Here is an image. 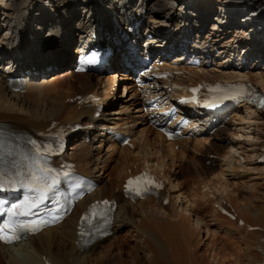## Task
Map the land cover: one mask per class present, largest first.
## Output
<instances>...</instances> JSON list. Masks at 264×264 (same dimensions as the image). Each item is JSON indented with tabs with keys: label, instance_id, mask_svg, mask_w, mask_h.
Wrapping results in <instances>:
<instances>
[{
	"label": "bare ground",
	"instance_id": "1",
	"mask_svg": "<svg viewBox=\"0 0 264 264\" xmlns=\"http://www.w3.org/2000/svg\"><path fill=\"white\" fill-rule=\"evenodd\" d=\"M21 1L22 0H13L10 7L2 10L5 1L0 0V14L5 24V35L0 36V125L3 124L14 130L18 129L32 132L37 129L46 128L47 124L52 120L65 124H74L80 118L87 117L90 111H87L84 107L80 108L81 105L78 107V105L70 103L69 100L73 99L76 94H84L92 91L102 94L104 95L105 101L112 102L111 105L108 106V109H105V119L103 120L106 121L111 119L118 122L123 121L116 125L128 126L125 132L130 135L134 149L127 150L130 154L133 152L132 156L140 162V167L142 166L160 175L168 187L163 191L164 193H162L164 196L157 198V200L154 198H147L136 204L125 201L121 198L119 190L122 189L121 183L127 175L126 169L124 168L125 170H122L125 174L120 180H115V176L109 171V164L112 161L118 160L116 156L117 151H123L125 146L118 148L115 143H111L104 151L103 141L97 146H93L92 143H84L80 140L76 142L73 141L72 145L69 147L68 155L76 161L79 170L91 175L97 174V177L100 179L99 188L91 194L87 200L80 201L72 214L68 216L62 224L43 230L37 233L35 237H28L27 241L20 243V245H0V264H36L44 255L48 256L54 264H102L99 262L94 263L98 257V253H96L98 250L97 248L101 247L105 241L113 239L110 241L111 244L114 240H118L119 237L122 236L123 230L127 227L131 228L129 231L133 232L134 240L140 242L145 241L149 245L146 247L147 250L150 253H156L158 258L164 259V264H193L197 257L193 254L195 251H191L193 246H191L190 241L193 240V242L197 243V238L194 241L190 234H185L187 232L184 230V226L177 221V218L180 216H178L179 213L176 211L177 206L182 203L187 204L185 206L187 210L190 201L186 200L187 198L184 197L181 187L178 185L180 187L178 188L176 185V176L180 171L174 169L173 171L169 170L170 172L165 174V169H168L165 167L166 163L174 164L175 161H177L180 164L178 167H181V169L185 171H190L192 175H198V178L199 175H204L202 184L204 183L208 189L212 191H215V187L211 182L212 178L216 180L219 178L220 180L226 181L225 173H232L237 176V173L249 172L257 174V176H254L255 178H252L255 180L258 179V175L261 176L260 172L263 171L256 165V159L259 157L264 145V111L259 112L250 107L243 109L239 107L235 108L230 114V120L223 121L216 129V132L211 136L201 135V137L197 136L194 140L186 139V141L181 143L166 142L161 138H157L160 137L159 134L156 132L157 137L156 135H152L146 124V116L141 113L139 107L140 100L137 98V94L130 82L132 79L130 76L116 72L115 66L108 70V75V72L102 74L107 76H100L95 79H93L89 73H74L70 69L75 55H78L80 46L72 41L74 38L72 33L80 30L87 23H95L96 19L97 21L102 20L100 15L103 14V11L100 7L94 6L92 0H50V3H48L49 0H46V3L52 5L54 9V13L49 15L48 20L54 24L53 27L55 32L52 31L54 36L51 39L40 40L39 36L38 39H35L37 35L33 34V31L30 33L19 30V28L23 29L28 26H33V23L30 25V21H35V17H31L27 15V13L29 8L33 6V4H36L38 0H26L24 5L15 8L13 4ZM103 1L106 3V6L118 11L117 6L120 4L121 0ZM148 1L147 5H150L152 2H154L153 4H159L157 0ZM172 1L175 2V0ZM219 1L224 5L229 4L237 6L239 4V0H216L215 2ZM256 1L257 0H251V2L245 1L238 7L243 8L244 6L252 4L254 8H251L250 12L260 10V13L263 15L264 2L256 3ZM255 8L256 10H254ZM169 11L166 13V17ZM92 14H97V16H95L96 19L92 18ZM174 14L175 16H173L172 20H176L177 18V13L175 12ZM41 15L42 18L40 19H43V17L46 16L45 11ZM257 17L258 16L254 14V18ZM104 22L105 21H103V23ZM100 23H102V21L97 23L98 26ZM50 33L51 31H47L44 36H48ZM29 34L33 36L32 39ZM94 37L96 38V36ZM16 38L17 42H20L19 51L21 52L19 54L13 53L12 48L7 49V52L8 54L17 56L15 62L20 68L29 69L35 66L37 70L41 68L40 71L46 74V71H43L45 66L48 67V65H51L56 67V69L51 72L53 75L48 76L49 73L47 77L43 75L42 77L45 78L42 80L36 79L32 81L25 92H13L7 85V80L4 76V71L6 72V70L9 69L5 61L9 60L11 57L2 54L5 53L3 48H8V45L13 44ZM213 41H219V46L223 47L225 46V42L228 43L233 40H231V38H216L213 39ZM112 45H114V43H112ZM205 49L209 50L210 48L205 47ZM116 60L117 58H113L112 62ZM222 63L223 62L217 65L218 68L214 67V70H199L197 73L205 72L210 74L215 72L216 76L229 80L228 82L231 80H251L264 90V76L260 73L261 69L254 68L253 66V68L245 71V73H241L230 67L220 68ZM122 81H124L121 86L122 91L125 92L128 88V94L130 95L125 96L123 93L121 95L117 94L119 83ZM187 85L189 84L187 83L185 86ZM99 86L102 88L100 91ZM174 86L176 88L180 87L179 84H174ZM218 101L217 98L214 99V102ZM88 135H90L89 132L84 131L81 139L86 138ZM152 137H156L158 139L157 141H159L158 144L164 145L166 148L165 153H163L159 147L157 148V153L162 155L159 161L157 158H154V156H150L147 152V148L149 147L148 143L151 141ZM176 146H178V151L176 152H179L183 162H180L175 156ZM196 146H198V148H196ZM188 152H191V155L188 154ZM202 159L205 163L201 164L199 160ZM241 161L242 163H240ZM246 166L253 168L246 169ZM217 168L221 169L218 174L214 171ZM238 176V178H241L240 174ZM225 186H229V184L226 183ZM98 197H115L119 202L114 215L113 234L111 237L105 238L87 250L80 252L76 250L75 247L77 217L80 210L85 207L87 201ZM164 197L168 200L167 204H164L162 201ZM152 202L155 206L160 208V211L167 216L168 220L161 221H166L163 224L159 222L158 224L151 223L153 220L152 217L149 213H146L147 211L145 212L142 210L143 216L141 217H143L145 222L146 220H151L149 222L152 227L148 224L144 225V223L136 219L134 224V220L132 219L134 217H132V215L135 210L138 208L141 209L145 204H151ZM134 215L136 214L134 213ZM254 216L256 222L253 225L244 223V226H237L241 229H245L246 233L254 232L259 236L253 239L254 241L251 245L248 243L244 245V247L249 250L251 248L255 251L257 250L256 252L261 253V256L264 257V240H260L264 238L262 236L264 234V216L262 214H255ZM236 217H238V214ZM228 223L230 224L229 226H232L236 224V221L234 224L231 221H228ZM247 226H257L260 230H250L248 232L246 229ZM205 232L206 237L204 240L212 237V232L209 229L206 228ZM186 235L191 237L188 241ZM152 256L151 259L156 258ZM109 264H111V262H109Z\"/></svg>",
	"mask_w": 264,
	"mask_h": 264
},
{
	"label": "rangeland",
	"instance_id": "2",
	"mask_svg": "<svg viewBox=\"0 0 264 264\" xmlns=\"http://www.w3.org/2000/svg\"><path fill=\"white\" fill-rule=\"evenodd\" d=\"M50 2L51 1L49 0L48 3ZM258 2H264V0H257L256 3ZM254 10H256V8ZM254 13H256L257 15L258 13H260V10ZM260 16L264 17V14L262 15L260 13ZM2 23L4 24V22ZM1 30L3 33L0 32V36L5 35V25L3 26V28L2 26L0 27V31ZM108 74L109 72L107 73V75ZM50 75H53V73H50L49 76ZM91 76L93 79L97 78V76ZM101 89L102 88L99 86V91ZM117 91H119V88ZM118 93H120V91L117 92V94ZM152 135L155 136L153 133ZM156 137L151 138V141L148 143L149 147L147 148V152L149 153V155L154 157L156 154H158L156 151L158 147L161 149V151H163V153L166 152V148L164 147V145L158 144V137ZM132 153L130 154L128 150H124L122 152L120 151L118 155L120 157L119 162L113 161L111 163L109 171H111L112 175L115 176V180H120L122 178V170H127L128 168L132 169V165L135 168L134 170L132 169V171L139 170L140 162L133 161L130 163L131 159H135V157L132 156ZM175 154L177 159L180 162H183L181 155L176 151ZM199 161L201 164L205 163L203 159ZM240 163H242V161ZM179 165L180 164L177 161H175L174 164L166 163L165 167H167L168 169H165L164 172H166L165 174H168L170 172L169 170L173 171L174 169H178L180 171L176 176V185H179L181 187L184 197L187 198L186 200L190 201L189 206H187V210L185 209V206L187 204L182 203L177 206L176 211L177 213H179L178 216H180L179 218H177V221L184 226V230H186L187 232L185 234H190L193 237L194 241L197 238V243L193 242L192 239V241H190L191 246H193V249L191 251H195L193 252V254L194 256L196 255L195 257H197L195 258V260H198L197 262L193 260V264H263L264 257L261 256V253L256 252L257 250L255 251L252 248L251 249L254 251L244 247V245H247L248 243L251 245V243H253L254 241L253 239L259 236H257V234L254 232L246 233L245 229L239 228L237 224L229 226L230 224L228 223V220L224 219L221 214H218L214 211L213 201L215 199L216 201H218L220 200V198L225 199L226 201H223L236 215L238 214V217H236L235 221H237V219H240L242 220L243 224L247 223V225H253L256 222V218L254 216L255 214H262L264 216V213H262L264 212V163H256V165H258V167L263 170L262 172H260L261 176L258 175V179L256 180L253 178H255L254 176H257V174L249 172L239 173L241 175V178H238V173L237 177H235V175H233L232 173H225V180L227 179L226 181L220 180L219 178L218 180L212 178L211 182L215 187V191L211 190L213 194L210 192V189L208 190L205 188L207 186L204 183L202 184L204 175L199 176V179L197 177L198 175H192L190 171H185L181 169V167H178ZM246 167V169L253 168L250 166ZM219 170L221 169L217 168L214 171H216V173L218 174ZM184 173H189L190 175L186 176ZM226 183L229 184L230 187L225 186ZM179 186L178 188H180ZM142 210H144L145 212L147 211L146 213H149L153 220H146L145 222V220H143V217H141L143 216ZM134 213L136 215H134ZM134 213V216L132 215V217H134L132 218L134 220V224L135 219L137 221L140 220L142 223H144V225H150L149 221L154 224H158V222L163 224L168 220L167 216H165L160 211V208L158 206H155L153 202L151 204H145L141 209L138 208ZM163 220L166 221L161 222ZM195 220H197L198 223ZM150 227H152V225H150ZM206 228L212 232V237L204 240V238L206 237ZM130 229V227L124 229L121 234L122 236H120L118 240H114L110 244V241L113 240L112 239L105 242L101 247H99L96 252L98 253V257L97 260L94 261V263L99 262L102 264H109V262H111V264H164V259H161L160 257L158 258L156 256V253H150L147 250L146 247L149 245L145 241L140 242L134 240L133 232L129 231ZM262 236L264 237V234ZM189 238L191 237L187 236V241L189 240ZM260 240L262 241L264 240V238ZM244 252H246L247 254ZM151 254L156 258L151 259Z\"/></svg>",
	"mask_w": 264,
	"mask_h": 264
},
{
	"label": "snow or ice",
	"instance_id": "3",
	"mask_svg": "<svg viewBox=\"0 0 264 264\" xmlns=\"http://www.w3.org/2000/svg\"><path fill=\"white\" fill-rule=\"evenodd\" d=\"M240 92L245 91L244 86H239ZM195 91V90H194ZM259 106L264 107V97L259 99ZM14 163V162H13ZM64 175H68L64 173ZM2 175H0V183H2ZM58 183L56 177H52L49 182L46 177L37 176L32 174L31 182L27 185L30 189H33L36 195L31 199H25L23 204H15L11 208L7 209V219L0 221V239L4 242H12L19 237L16 235L18 230L31 229L36 230V226L40 221L21 222L16 219L18 216H29L33 209H37L41 203L48 198L49 190ZM148 185L156 184L154 179L148 176V174H141L137 177H130L126 183L127 191H135L137 194L141 191H146ZM107 204L108 202H103ZM98 206H94L90 212V216L102 215V212L97 211ZM86 222H91L89 216L83 218Z\"/></svg>",
	"mask_w": 264,
	"mask_h": 264
}]
</instances>
